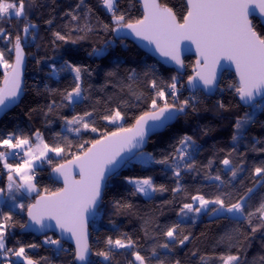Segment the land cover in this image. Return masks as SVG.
Instances as JSON below:
<instances>
[{"label":"trees","instance_id":"obj_1","mask_svg":"<svg viewBox=\"0 0 264 264\" xmlns=\"http://www.w3.org/2000/svg\"><path fill=\"white\" fill-rule=\"evenodd\" d=\"M158 2L172 7L178 20L186 13L184 0H158ZM80 7L77 8V5ZM119 12H122L132 21L141 19L142 13L136 0H118ZM88 9L91 13L85 19ZM26 19H17L14 16L0 20V28H4L13 38L17 34L24 35L22 29L26 24H35L30 28L26 39L22 41L27 57L24 76L23 96L19 104L7 112L0 119V137H6L9 133L27 135L33 141L34 134L39 131L45 143L54 145L61 143L62 137L67 136L72 141V151H79L78 145L85 141L100 139L104 133L115 131L121 125L131 127L135 117L145 111H149L151 98L155 96V89L151 87V81L156 80L158 86L167 89L172 82V77H177L178 96L180 100L186 99L188 92L184 83L190 76V70L194 65L192 57L184 59L185 71L178 75L173 69L158 64L153 58L138 49L132 42L116 36V32L105 30L103 25L114 27L111 14L101 4V0H25ZM68 13L80 17L73 21ZM51 20L49 24L47 21ZM88 24L91 31H77L79 27ZM257 30L264 32V27L258 20L253 19ZM60 32L68 37V42L57 40L54 33ZM84 37V39H81ZM76 40L77 43H71ZM103 46L106 54L101 57L90 55L94 48ZM12 47L6 40L0 39V50L5 51V58L12 62L13 53H7L6 49ZM82 65L90 74L82 75V87L87 99L78 101L75 105L62 102L60 93L70 90L73 86V77L70 71L52 74V66L59 69L64 61ZM5 71L0 66V80ZM108 73H113L109 76ZM229 84L235 85L234 76L231 73L222 75L218 91L214 97L198 96L197 103L187 110V114H181L177 120L165 130L153 135L147 143L145 154H151L155 160L164 159L178 147L179 139L189 135L195 141L191 160L195 168L191 171L181 170L179 184L181 192H173L177 187V178L173 174L171 161L169 165L128 161L116 174L110 177L106 183L101 205L94 219L89 224L90 248L92 252L105 249V240L111 236L119 238L121 233H127L138 241L142 254L151 255L150 249L153 240L145 236L147 229L149 236L155 235V225H171L180 222L185 229V234L190 233V242L184 246H177L171 253L159 249L161 259H179L181 264H202L200 256L212 257L208 264H221L217 258L220 252L237 254L240 245L241 260L243 264H253L254 258L258 260L264 255V231L258 232L254 237L245 241L244 234L250 232L246 222L240 224L221 217H208L207 214L189 213L187 218L181 220L177 216L180 207L185 202H191L190 196L199 192L206 198H213L223 193L237 192L240 194L247 187H252V169L264 162V100L254 105L259 107L243 108L236 99V91L227 89ZM223 88V92H221ZM220 93V94H219ZM139 97V98H138ZM171 103L172 97L168 96ZM53 101L56 105L53 111H48V105ZM162 104L163 101H158ZM219 103H223L227 110L221 109ZM119 109L124 115L122 121L113 124L101 119L109 110ZM85 111L93 112L91 118L98 131L82 130L80 135L67 131L64 118L71 119L73 115L83 114ZM255 113L254 121L246 125L236 141L232 136L236 133L234 127L238 118L247 113ZM60 133V136L56 134ZM90 144H85V148ZM3 150V149H0ZM234 150V151H233ZM232 153L234 164H240L243 168L235 179L231 177L228 169H225L221 161ZM141 153V152H140ZM146 156V155H145ZM53 163H45L36 171L39 178L36 184L35 197L47 194L45 188L56 191L60 188L52 181L50 171L55 164L63 163L71 156L51 158ZM147 160V156L145 157ZM211 165L209 166V162ZM0 173L2 166L0 164ZM220 175L226 183L206 179V176ZM151 176L155 185H163L168 190L153 193L150 197L134 193V186L127 183L126 177L143 178ZM4 184V177L0 181V188ZM219 185V187H218ZM264 187L256 185V191L252 195L250 203L258 206ZM35 197L25 195L21 201L24 209L11 208L14 202H5L1 211L9 212L15 226L8 230L7 246L36 244L35 249H26L29 255L40 260L47 257L49 264H75L72 248L61 242L64 251L57 252V248L47 247L41 243V239L31 234H22L20 224L25 223V211L29 203ZM115 201H123L132 205L131 209L117 212L114 208ZM227 215V214H225ZM150 221V224H146ZM238 229V231H236ZM229 232L234 239L231 241L236 247H229L228 242L220 243L225 233ZM163 242V238H159ZM19 242V244L17 243ZM132 250L116 249L109 261L91 255L88 264H128L133 259ZM196 255H192V252ZM155 264V257L152 258ZM41 264H45L44 261Z\"/></svg>","mask_w":264,"mask_h":264},{"label":"snow or ice","instance_id":"obj_2","mask_svg":"<svg viewBox=\"0 0 264 264\" xmlns=\"http://www.w3.org/2000/svg\"><path fill=\"white\" fill-rule=\"evenodd\" d=\"M82 3L83 0H81ZM101 4L111 14V21L114 25V27H110L108 24H104L105 30L117 32L128 29L137 37L155 44L162 55L170 57L177 64L182 65L183 63L179 56L181 41H190L194 44L197 53L202 58V61L198 60L197 64L200 65L202 62L203 66L195 77H189V84H193L198 79L205 88L211 89L216 80V66L220 64L221 60H225L235 65L239 77V85L235 87V91L242 101L252 102L256 96H264V32L257 30V25L251 18L258 10L260 22L264 23V0H185L186 13L182 16V20H178L172 7L160 3L158 0H143V17L135 21L119 12L118 0H101ZM79 7L80 4L77 5V8ZM90 13L91 9H88L86 20ZM68 15L73 21L80 19L75 14L68 13ZM12 16L17 19L27 18L25 0H0V20ZM47 23L51 24L52 21L49 20ZM35 27V24H26L22 29L24 35L17 34L14 38L6 33L4 28H0V39H4L12 45L6 49L7 53H14V61L10 62L5 58V51L0 50V66L5 68L4 87L0 88V111L8 107L7 102L14 101L19 95L21 66L25 57L22 41L26 39L30 28ZM76 30L91 31V28L86 23ZM54 36L57 40L68 42V37L60 32L54 33ZM71 43H77V41L72 40ZM105 54L106 50L103 46L94 48L90 53L97 57ZM65 71H70L74 77L71 89L60 93L62 102L66 101L68 105H75L78 101L87 99L81 80L83 74H90L89 70L68 60L64 61L59 69L55 65L52 66V74ZM108 75L111 76L113 73H108ZM171 79L172 82L167 85L168 92L158 86L156 80L151 81V87L155 89V96L151 98L150 110L135 117V122L131 127L121 125L115 131L104 133L100 139L85 141L77 146L79 151H72L73 144L67 136L62 137L63 146L61 143L50 146L44 142L39 131L34 134L36 143H33L30 136L27 135L9 133L6 137H0V149H3L0 150V163L7 174L6 188L9 199L13 201L15 192L24 190L31 193L37 190L34 183V162L36 160L52 164L53 161L49 157V153H54L57 157L71 156V159L66 160L65 163H58L52 167V171L63 178L64 187L56 191L45 188L43 191L47 195H40L34 204L28 205L27 215L33 224L40 225L41 228L50 227L45 224L46 220H54L55 225L62 233L70 234V237L75 240L73 257L80 264H88L90 255L109 261L116 249L132 250L133 259L129 260L128 264H153V257H155V264H181L179 259L174 261L161 259L159 252V249H164L171 253L177 246H184L186 242H190L191 234H185V229L180 222L164 226L155 225L153 229L155 235L153 236H149L147 229L145 230V236L153 240L150 249L151 255L142 254L138 241L127 233H121L120 237L115 239L109 236L104 242L105 249L93 253L85 230V215L97 210V205L101 201L102 182L106 180L107 173L114 171L120 165L123 160L121 153L126 148L137 147L143 142L146 126L153 129L165 128L169 121L176 118L177 114L186 115L189 108L195 111V107L189 99L180 100L177 94L179 91L177 77L173 76ZM168 96L172 97L171 103ZM158 101H163V103L160 104ZM58 106L66 105H56V102L53 101L48 105V111L51 112L54 107ZM251 106L259 107L254 104ZM219 107L227 110L223 103H219ZM92 116L93 112L85 111L82 115H73L71 119L65 117L67 131L75 133L77 136L82 130L97 132L98 129L94 126L95 121L86 119ZM254 117L255 113L253 112L236 120L234 125L236 133L232 136L233 141L238 139V134L242 133L246 125L254 121ZM124 118L119 109L109 110L101 116V119L113 124ZM149 121L153 123L149 125ZM56 135L60 136V133ZM85 144H90V146L85 148ZM194 145L195 141L192 137L184 135L179 139L178 147L174 148L173 154L164 159L155 160L150 153H140V155L142 157L147 155L145 163L155 162L169 165L171 161L173 174L177 178V187L172 191L174 193L181 192L183 190L179 184L181 170L191 171L195 168V163L191 160L192 152L189 151V149L195 151ZM259 151L264 152V149ZM231 156L230 152L221 163L235 179L243 168L240 164H234ZM9 157H19V159L15 163H9ZM77 169L80 179H75L73 175L74 170ZM125 179L127 183L134 186L133 194L139 193L147 197L152 193H163L168 190L163 185H155L151 176L126 177ZM206 179L219 181L221 184L226 183L220 175H208ZM252 183L253 186L247 187L242 194L237 192L233 195L221 192L213 198H206L205 195L197 192L190 196V203L182 204L177 216L183 220L188 217L189 213L208 214L234 221L237 224L242 221L246 222L250 228V232L244 234V239L247 241L256 233L264 231V194L261 195L258 206L253 207L250 203L252 195L256 191V185L264 187V162L252 169ZM4 192L5 189L0 188V193ZM9 207L10 209H24L25 205L13 203ZM131 207L132 205L123 201L114 203L117 212L131 209ZM145 223L150 224L151 222L146 221ZM14 226L11 211L7 213L0 211V264H41L42 261L49 264L47 257L35 260L29 255L26 249H35L38 247L36 244L26 246L21 244L18 247L7 246L8 230ZM20 227L26 229L29 225L24 223L20 224ZM159 238H163V242H160ZM233 239V235L226 232L220 243L228 242L229 247H236L237 245L231 243ZM17 243L19 244V242ZM44 243L56 245L57 252L64 251L58 239L47 237ZM242 247L243 245H240L237 248V254L220 255L217 258L221 264H243L240 255ZM192 255L195 256L196 252H192ZM12 257H15V261L11 259ZM210 259L212 257L200 256L202 264H208ZM253 264H264V255H261L258 260L254 258Z\"/></svg>","mask_w":264,"mask_h":264},{"label":"water","instance_id":"obj_3","mask_svg":"<svg viewBox=\"0 0 264 264\" xmlns=\"http://www.w3.org/2000/svg\"><path fill=\"white\" fill-rule=\"evenodd\" d=\"M185 1V0H184ZM136 2L139 4V8L140 11L142 13V17L144 14V9H143V0H136ZM141 17V18H142ZM252 19H256L258 20V22L260 23L261 26L264 27V23H261V18L259 17L258 14V10L257 13L254 14L252 17ZM116 36L121 37L124 40H128L130 42H132L138 49H140L141 51H143L145 54H147L148 56H150L151 58H153L158 64H160L163 67L169 68V69H173L174 72L178 75H181L184 73L185 71V65H184V59L186 57H192L194 59V65L192 67V69L190 70V76L189 77H195L197 72L201 70L202 68V62L200 65L197 64L198 60L202 61V58L199 56V54L196 51V46L194 44H192L190 41H181L180 43V47H179V56L181 61L183 62L182 65L177 64L175 61H173L170 57L164 56L161 54V52L159 50H157L155 44L153 43H149L147 40H143L140 37H137L135 34L131 33L128 29H122L120 31L116 32ZM188 48H190V50H188ZM25 53V52H24ZM12 61H14V53H13V58ZM26 62H27V57L25 54L24 57V62L21 66V90L19 92V95L17 98H15L14 101H10L7 102L8 103V107L2 111H0V119L10 110H12L14 107H16L22 96H23V86H24V76H25V70H26ZM215 73H216V80L213 84V86L211 87V89H207L204 87L203 83L201 81H199L198 79L193 83V84H189V77L186 79L185 83H184V87L185 90L188 93H195L196 91H201V93L206 96V97H214L216 94V91L219 87L222 75L224 73H231L234 76L235 79V84L236 86L239 85V77L236 73L235 70V65L232 64L229 61H225V60H221L220 64L216 66L215 69ZM4 74L2 75V78L0 80V88L4 87ZM236 99L238 101V103L240 104V106H242L243 108H250L252 107L251 105L256 104L257 102L264 100V96H256L254 98V100L252 102H246V101H242L239 97V95L236 93ZM181 114H177L176 118L169 121L168 126H171L178 118V116H180ZM153 122L149 121V125H151ZM167 127L165 128H158V129H153L151 127L146 126V131H145V136H144V140L143 142L134 148H126L124 150V152L121 153V157L123 158V160L121 161L120 165L117 166L115 168L114 171L107 173L106 174V180L104 182H102V194H101V201H102V197H103V193L105 191L106 188V183L108 181V179L110 177H112L114 174H116L128 161H130L134 156H136L138 153L144 151L147 147V143L148 140L155 134L162 132L163 130H165ZM118 159H120V157H118ZM66 162V161H65ZM63 162V163H65ZM78 173V169L74 170L73 175L75 179H80ZM50 177L52 179L53 182H55L56 184H58L60 186V188L64 187V183H63V178L59 177L58 174L54 173L51 169L50 171ZM2 179L1 173H0V181ZM59 188V189H60ZM41 195H47V194H41ZM40 195H38L37 197H35L33 199V201L29 204H34L36 202V200L39 198ZM101 201L98 203L97 205V210L101 205ZM97 210L94 213H87L85 215V230L87 233V238H88V243L90 246V229H89V224L91 223V221L94 219ZM25 223L29 225L28 228L26 229H21V233L22 234H31L34 237L37 238H41L45 235H53L54 237H56L58 240H60V242H63L67 245H69L73 252L75 249V240L72 239L70 237V234L68 233H62L61 230L55 225V221L54 220H46L45 224L46 225H50V227L46 226L41 228L40 225H36L33 224L28 215H27V208L25 211ZM91 255L88 258V262L90 259ZM75 264H80V262H77L74 260Z\"/></svg>","mask_w":264,"mask_h":264},{"label":"rangeland","instance_id":"obj_4","mask_svg":"<svg viewBox=\"0 0 264 264\" xmlns=\"http://www.w3.org/2000/svg\"><path fill=\"white\" fill-rule=\"evenodd\" d=\"M1 68L3 69V71H5V68L3 67V66H1ZM217 92V91H216ZM37 141H36V139H34L33 140V143H36ZM141 153H144V152H141ZM147 156V155H146ZM146 156H141L140 155V153H138L136 156H134L133 158H132V162H142V163H145V157ZM49 157L50 158H57V156H55V154L54 153H49ZM8 162H10V160L8 161ZM13 163H15V162H13ZM45 163H47V161H41V160H36L35 162H34V170H37L38 168H41ZM1 164V166H2V173H1V176H3L4 177V184H3V188L5 189V193H3V196H2V200H0V201H3V199H4V201L3 202H1L0 203V207H2V205L3 204H5V202H7V201H9V202H14L15 204H21V201L20 200H22V198L25 196V195H27L28 197H35V195L37 194V192L36 191H33V192H31V193H28V192H26V191H24V190H20L19 192H15V193H13V195L15 196V200L13 201L12 199H9V194H8V192H7V188H6V186H7V174H6V171L5 170H3V165H2V163H0ZM2 177V178H3ZM153 194V193H152ZM152 194L150 195V196H152ZM142 195V194H141ZM144 196V195H143ZM150 196H147V197H150ZM144 197H146V196H144ZM30 204V203H29ZM211 207V206H210ZM208 215V214H207ZM216 215H208V217H215ZM219 254H223V255H226V254H231V252H220L219 251Z\"/></svg>","mask_w":264,"mask_h":264},{"label":"built area","instance_id":"obj_5","mask_svg":"<svg viewBox=\"0 0 264 264\" xmlns=\"http://www.w3.org/2000/svg\"><path fill=\"white\" fill-rule=\"evenodd\" d=\"M235 87H236V84H235V85L229 84L228 87H226V88H227V89H234ZM220 90H221L220 93H222V92H223V88H221ZM165 91L168 92L169 90L166 89ZM217 91H218V90H217ZM220 93H219V94H220ZM200 94H202L201 91H196L195 93H188L187 96H186V99H189V100H190V103L195 105V103H197L198 100H199L198 96H199ZM202 95H203V94H202ZM33 139H35V136H34ZM18 159H19V157H16V158L9 157V160L12 161V162H17ZM34 172H35V178H34V182H35V181L39 178V175H38V173H37L36 170H34ZM2 177H3V176H2ZM2 188H3V187H2ZM4 193H5V192H4ZM2 196H3V193H0V200H2ZM3 201H4V199H3ZM3 201H0V203L3 202ZM0 211H1V209H0ZM47 237H51L52 239H56V238H55L54 236H52V235H45V236H43V237L40 238V239H41V243H42L44 246H47V247L57 248L56 245H49V244H45V243H44V241H45V239H46ZM11 259H12L13 261H15V257H12Z\"/></svg>","mask_w":264,"mask_h":264},{"label":"crops","instance_id":"obj_6","mask_svg":"<svg viewBox=\"0 0 264 264\" xmlns=\"http://www.w3.org/2000/svg\"><path fill=\"white\" fill-rule=\"evenodd\" d=\"M9 163H13L12 161H10Z\"/></svg>","mask_w":264,"mask_h":264}]
</instances>
